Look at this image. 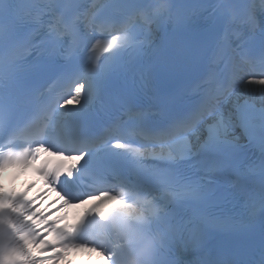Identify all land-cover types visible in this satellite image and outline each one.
Here are the masks:
<instances>
[{"label":"snow or ice","instance_id":"snow-or-ice-1","mask_svg":"<svg viewBox=\"0 0 264 264\" xmlns=\"http://www.w3.org/2000/svg\"><path fill=\"white\" fill-rule=\"evenodd\" d=\"M10 165L47 187L0 183V264H129L152 235V264H264V0H0Z\"/></svg>","mask_w":264,"mask_h":264},{"label":"clouds","instance_id":"clouds-1","mask_svg":"<svg viewBox=\"0 0 264 264\" xmlns=\"http://www.w3.org/2000/svg\"><path fill=\"white\" fill-rule=\"evenodd\" d=\"M157 236L152 235L148 243L141 245L139 252L130 258L129 264H152Z\"/></svg>","mask_w":264,"mask_h":264}]
</instances>
